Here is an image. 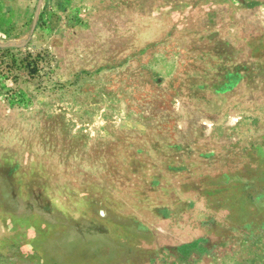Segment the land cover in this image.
Instances as JSON below:
<instances>
[{
  "label": "rangeland",
  "instance_id": "1",
  "mask_svg": "<svg viewBox=\"0 0 264 264\" xmlns=\"http://www.w3.org/2000/svg\"><path fill=\"white\" fill-rule=\"evenodd\" d=\"M0 264H264V0H0Z\"/></svg>",
  "mask_w": 264,
  "mask_h": 264
},
{
  "label": "crops",
  "instance_id": "2",
  "mask_svg": "<svg viewBox=\"0 0 264 264\" xmlns=\"http://www.w3.org/2000/svg\"><path fill=\"white\" fill-rule=\"evenodd\" d=\"M189 249H192V250H194V248L196 247V245L195 244H189ZM186 249L188 250V248L186 247Z\"/></svg>",
  "mask_w": 264,
  "mask_h": 264
}]
</instances>
